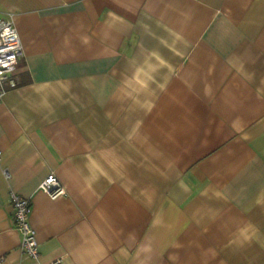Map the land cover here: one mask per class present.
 <instances>
[{
    "label": "crops",
    "instance_id": "crops-1",
    "mask_svg": "<svg viewBox=\"0 0 264 264\" xmlns=\"http://www.w3.org/2000/svg\"><path fill=\"white\" fill-rule=\"evenodd\" d=\"M0 16L22 45L0 103V264H264V0H0Z\"/></svg>",
    "mask_w": 264,
    "mask_h": 264
},
{
    "label": "built area",
    "instance_id": "built-area-1",
    "mask_svg": "<svg viewBox=\"0 0 264 264\" xmlns=\"http://www.w3.org/2000/svg\"><path fill=\"white\" fill-rule=\"evenodd\" d=\"M21 56L22 45L12 20L9 17L0 16V103L7 90L19 86L17 69ZM39 189L50 199L65 195L63 187L53 173L43 180ZM9 200L12 206L14 227L20 235V252L35 260L39 254V244L29 223L30 202L13 192L9 194ZM60 262L57 260L53 264H60Z\"/></svg>",
    "mask_w": 264,
    "mask_h": 264
}]
</instances>
